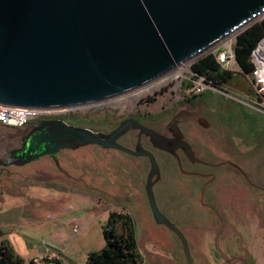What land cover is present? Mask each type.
I'll list each match as a JSON object with an SVG mask.
<instances>
[{"label": "water", "instance_id": "95a60500", "mask_svg": "<svg viewBox=\"0 0 264 264\" xmlns=\"http://www.w3.org/2000/svg\"><path fill=\"white\" fill-rule=\"evenodd\" d=\"M264 15V0H0V104L72 108L135 90L190 62ZM140 128L155 146L171 152L169 140L133 119L105 132L62 119L36 120L8 153L23 165L60 149L96 144L129 151L117 138ZM145 193L154 221L180 240L182 230L158 208L152 176Z\"/></svg>", "mask_w": 264, "mask_h": 264}, {"label": "rangeland", "instance_id": "374dc122", "mask_svg": "<svg viewBox=\"0 0 264 264\" xmlns=\"http://www.w3.org/2000/svg\"><path fill=\"white\" fill-rule=\"evenodd\" d=\"M254 86L237 73L226 84L225 93L210 91L208 97L216 106H222L223 118H228L229 123L243 132L242 136L233 138L234 145L242 152H251L249 175L254 206L244 216L256 228L257 223L264 222V90ZM126 94L134 96L125 98ZM126 94L77 106L69 111V117L80 126L108 130L126 114L153 112L158 116L154 125L161 127L171 120L175 115L172 112L186 96L178 87L169 89L168 84L144 96H141V87ZM226 108L231 110L227 112ZM257 146H262V151L256 152ZM153 153L162 168V179L153 190L160 206L163 187L175 193L185 181L170 156L157 150ZM60 157L63 167L72 175L55 173L52 176L46 171V166H52L45 164L47 160L41 157L25 167H11L16 173L0 181V243L10 248L22 264H30L31 259L40 256L43 246L60 254V264H87L86 254L105 246L102 225L117 200L126 208L125 213L133 214L136 236L142 234L141 222L145 221L142 211L147 205L144 183L149 170L146 158L128 159L120 152L95 144L63 151ZM195 204L199 203L192 204L193 208ZM220 205L218 202L217 207ZM75 225L77 231L73 230ZM263 236L260 234L261 241Z\"/></svg>", "mask_w": 264, "mask_h": 264}, {"label": "flooded vegetation", "instance_id": "af4514ba", "mask_svg": "<svg viewBox=\"0 0 264 264\" xmlns=\"http://www.w3.org/2000/svg\"><path fill=\"white\" fill-rule=\"evenodd\" d=\"M210 93V91H205L200 94L191 95L188 101H184L176 107L172 112L175 113V115L168 123H165L161 127H157L153 123V121L158 118L157 113L136 111L126 114L117 123L113 124L110 129L103 130L108 132L116 127L122 120L130 118L168 139L171 152L155 146L150 136L140 128L129 129L116 140L118 144L129 151L98 146L105 150L109 149L110 151L120 152L128 159L138 160L146 158L148 162L149 159L147 156L139 154L141 150H148L153 155H155L153 151L157 150L170 156L176 165L179 176L185 181L183 186L178 185L175 192L194 193L198 198V202L208 207H213L219 202L215 195L221 192L237 193L242 197L244 204H252V197H245V193L248 194L252 190L249 175L252 165L251 152L248 150L242 152L240 147L234 145L233 138L235 136H242L243 132L240 128L229 123L228 118H223L222 106H216L214 104V101L208 97ZM75 108L76 107L66 108V110L62 112L31 120L21 128L8 127L0 124V181L16 173V171H11V167L22 168L32 162L23 165L10 164L8 153L19 146L20 138L32 128L34 121L62 119L68 123L69 121L76 122L69 117V111ZM166 109H170V107ZM220 110H222V113H220ZM230 110V108H226L227 112ZM262 149V146H257L255 150L256 152H260ZM67 150L70 151L75 149H60L56 152L54 157L48 154L41 156L42 159L45 158L47 160L44 162L45 164L52 166H46V168H48L46 171L50 172L52 176H56L55 173L72 175L70 171L63 167L62 158L60 157V153ZM41 157L36 160L41 159ZM66 160L71 162L69 158ZM157 164L159 173L158 175L154 174L152 176L153 190L155 185L162 179V168L159 162H157ZM262 174V176H264V172H262ZM25 176L27 177V175ZM145 183L144 194L146 204L149 208L145 193ZM162 190V198L158 208L169 220L182 230V225L192 222V219L186 217L185 210H179L178 208L181 207V205L182 207L184 205V208H189L192 204L196 203V201L192 198L183 201H175L170 193L171 189L169 190L163 187ZM154 198L155 201H157L155 195ZM117 202H120V200H117ZM117 202L115 204L122 206Z\"/></svg>", "mask_w": 264, "mask_h": 264}, {"label": "crops", "instance_id": "0c3cea01", "mask_svg": "<svg viewBox=\"0 0 264 264\" xmlns=\"http://www.w3.org/2000/svg\"><path fill=\"white\" fill-rule=\"evenodd\" d=\"M171 194L183 198L179 201L192 198L199 203L194 193ZM215 196L221 203L219 207L217 204L208 207L199 203L194 208H178L185 210L186 217L192 219V222L182 225V231L188 241L193 264H264V236L262 241L260 239V234L264 235V222L257 223L255 228L244 216L253 210V203L244 204L242 197L232 192H221ZM246 196L252 197V193H245ZM125 210V207L116 205L108 213H125ZM142 218L145 220L141 222L142 234L136 236L140 264H186L178 237L154 221L147 205L143 208Z\"/></svg>", "mask_w": 264, "mask_h": 264}, {"label": "trees", "instance_id": "16d2710c", "mask_svg": "<svg viewBox=\"0 0 264 264\" xmlns=\"http://www.w3.org/2000/svg\"><path fill=\"white\" fill-rule=\"evenodd\" d=\"M263 36L264 16L251 22L237 33L234 52L241 69L239 72L241 76L252 71L251 51ZM190 68L219 89H224L226 84L237 74L221 68L211 52H206L195 58ZM190 97L185 96L184 101H188ZM74 124L78 125V122H74ZM102 234L105 238V246L100 250L89 251L86 256L87 264L141 263L135 233V220L131 214L110 211L107 221L102 225ZM0 264H22V262L10 248L0 243ZM30 264H33L32 259ZM55 264H59V259L55 261Z\"/></svg>", "mask_w": 264, "mask_h": 264}, {"label": "built area", "instance_id": "2783aa9c", "mask_svg": "<svg viewBox=\"0 0 264 264\" xmlns=\"http://www.w3.org/2000/svg\"><path fill=\"white\" fill-rule=\"evenodd\" d=\"M261 17H259V19ZM236 35L237 33L228 35L220 41L218 45L207 52H211L214 55L216 62L221 68L230 72L239 73L241 72V69L236 61L234 52ZM250 60L253 64V69L250 73L245 74L244 77L246 80L253 83V86L255 84V89L258 87L259 89L264 90V36L258 40L251 51ZM167 84L169 85V89H175L178 87L179 92L186 96L200 94L205 91L224 92V89L216 88L209 81L205 80L203 76L193 72L190 68V62H186L176 66L174 69L157 79L141 86V96L150 94L155 89H160ZM125 94L122 95L125 96ZM131 96H134V94H126L125 98H132ZM64 110H66V108H36L0 104V124L8 127L21 128L31 120L56 114ZM77 229L78 226L75 225L73 230L77 231ZM42 251L43 252L40 256L32 259L33 264H55V261L59 259L60 254L53 249H49L47 246H43Z\"/></svg>", "mask_w": 264, "mask_h": 264}]
</instances>
